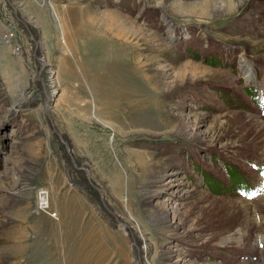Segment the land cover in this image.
I'll use <instances>...</instances> for the list:
<instances>
[{
    "label": "rangeland",
    "instance_id": "rangeland-1",
    "mask_svg": "<svg viewBox=\"0 0 264 264\" xmlns=\"http://www.w3.org/2000/svg\"><path fill=\"white\" fill-rule=\"evenodd\" d=\"M0 264H264V0H0Z\"/></svg>",
    "mask_w": 264,
    "mask_h": 264
},
{
    "label": "water",
    "instance_id": "water-1",
    "mask_svg": "<svg viewBox=\"0 0 264 264\" xmlns=\"http://www.w3.org/2000/svg\"><path fill=\"white\" fill-rule=\"evenodd\" d=\"M40 64L42 65V62H41ZM57 136H58L59 139H61V137H60L58 134H57ZM61 142L63 143V145L65 146V148H66V150H67V147H66L65 142L62 141V140H61ZM67 152H68V151H67ZM71 164H72L73 167H76V166H75V163H74L73 160H71ZM83 170L87 173V171H86L84 168H83ZM118 225L121 226V227H126V225H125L124 223L119 222V221H118Z\"/></svg>",
    "mask_w": 264,
    "mask_h": 264
},
{
    "label": "bare ground",
    "instance_id": "bare-ground-1",
    "mask_svg": "<svg viewBox=\"0 0 264 264\" xmlns=\"http://www.w3.org/2000/svg\"><path fill=\"white\" fill-rule=\"evenodd\" d=\"M40 200L42 201V204H44V207L43 208H45V204H47V197L46 196H43V197H41Z\"/></svg>",
    "mask_w": 264,
    "mask_h": 264
}]
</instances>
